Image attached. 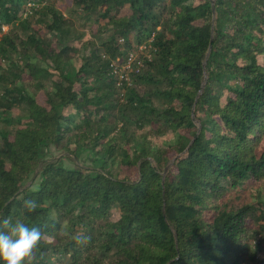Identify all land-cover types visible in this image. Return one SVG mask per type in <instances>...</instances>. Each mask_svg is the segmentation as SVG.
<instances>
[{"label":"trees","instance_id":"trees-1","mask_svg":"<svg viewBox=\"0 0 264 264\" xmlns=\"http://www.w3.org/2000/svg\"><path fill=\"white\" fill-rule=\"evenodd\" d=\"M57 3L0 0V217L45 234L32 264H264V0H73L80 33Z\"/></svg>","mask_w":264,"mask_h":264},{"label":"clouds","instance_id":"clouds-1","mask_svg":"<svg viewBox=\"0 0 264 264\" xmlns=\"http://www.w3.org/2000/svg\"><path fill=\"white\" fill-rule=\"evenodd\" d=\"M38 204L33 199H24L22 208L27 213L34 212ZM53 220L56 219V213H51ZM61 234L70 237L77 245H86L91 237L83 231L75 234L61 229ZM45 234L34 226H29L23 219L15 220L0 217V261L3 264H32L35 250L44 241Z\"/></svg>","mask_w":264,"mask_h":264},{"label":"rangeland","instance_id":"rangeland-1","mask_svg":"<svg viewBox=\"0 0 264 264\" xmlns=\"http://www.w3.org/2000/svg\"><path fill=\"white\" fill-rule=\"evenodd\" d=\"M57 4H58V7L69 17V19L75 24L73 26V30H76L77 32H82L84 29L81 28V25L85 22V20L82 18L83 14L82 13H79V9L77 7L74 6L73 4V0H57ZM38 4L37 3H34V2H31L27 5V12L25 14V16L28 14V13H31L32 12V8L34 7H37ZM6 30H8V27L6 26L5 27ZM89 30H91V33H92V37H96L97 39H99L101 36L99 35L98 33V28H97V25H93L92 27L89 28ZM45 33V29L44 31H42V33ZM24 33V32H23ZM109 36V33L105 34L103 37H107ZM140 47H142L141 49H139ZM131 52H134L136 55L139 56V58H144L145 56H149L150 54V47H149V42H144L143 44H141L140 46H135V51H131ZM131 71V70H130ZM129 71V72H130ZM132 74V72L130 73V75ZM25 81H28L27 78H25ZM121 86H124V85H121ZM39 96V100L41 102H44L45 100V96L42 92H40L38 94ZM23 112H20L19 109H13L12 111H10V113L8 114V117H12V116H17L19 114H22ZM10 126L5 123V122H1L0 121V129L1 128H9ZM46 157L47 158H51V157H60L62 158L63 162L65 165L67 166H74L76 163H79V164H85V165H92L91 164V155L89 153H84L79 159H75L74 157L70 156V155H67V153L63 152L62 150L60 149H57L55 146H50L48 147L46 150ZM130 173V172H129ZM131 177L133 178H136L137 177V174H135V172H133L131 174ZM116 217V215H115ZM114 217V218H115ZM55 261V260H54ZM56 264H65L64 262L62 263H59V262H55ZM69 264V262H67Z\"/></svg>","mask_w":264,"mask_h":264},{"label":"built area","instance_id":"built-area-1","mask_svg":"<svg viewBox=\"0 0 264 264\" xmlns=\"http://www.w3.org/2000/svg\"><path fill=\"white\" fill-rule=\"evenodd\" d=\"M6 26L3 27L4 30ZM140 47L139 49H141ZM113 72L119 77V85H130L132 83L133 70L139 71L143 66V60L134 52H129L125 61L117 60L113 62ZM131 70V71H130ZM130 71V72H129Z\"/></svg>","mask_w":264,"mask_h":264},{"label":"water","instance_id":"water-1","mask_svg":"<svg viewBox=\"0 0 264 264\" xmlns=\"http://www.w3.org/2000/svg\"><path fill=\"white\" fill-rule=\"evenodd\" d=\"M215 9V6L213 5V10ZM168 170V167L166 168V171Z\"/></svg>","mask_w":264,"mask_h":264}]
</instances>
